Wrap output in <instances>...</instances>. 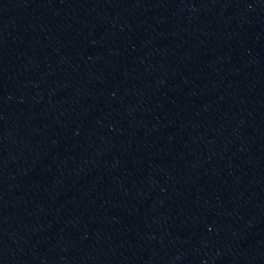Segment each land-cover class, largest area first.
Wrapping results in <instances>:
<instances>
[{"label": "water", "instance_id": "95a60500", "mask_svg": "<svg viewBox=\"0 0 264 264\" xmlns=\"http://www.w3.org/2000/svg\"><path fill=\"white\" fill-rule=\"evenodd\" d=\"M0 264H264V0H0Z\"/></svg>", "mask_w": 264, "mask_h": 264}]
</instances>
